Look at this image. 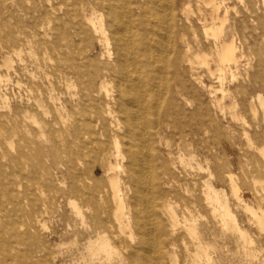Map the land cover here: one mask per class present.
I'll return each instance as SVG.
<instances>
[{"label":"rangeland","instance_id":"374dc122","mask_svg":"<svg viewBox=\"0 0 264 264\" xmlns=\"http://www.w3.org/2000/svg\"><path fill=\"white\" fill-rule=\"evenodd\" d=\"M106 1L0 0V264H101L87 248L99 232H107L119 253L113 264L138 246L136 231H119L114 218L109 178L121 176L115 165L123 164L110 155L115 133L105 92L113 84L103 74L106 46L88 25L101 15L108 27ZM255 1L261 16L242 19L246 58L239 72L232 68L234 76H225L224 92L215 93L217 75L175 67L170 55L167 74L144 82L140 110L152 138V192L158 196L162 188L179 211L190 207L201 227L211 220L212 256L223 264H264V233L237 203L227 178L264 213V114L256 100L264 98V67L246 66L254 53L264 61V0ZM182 5L196 11L197 2L174 0L171 28L191 42L194 27L185 23ZM145 11L131 16L140 46L164 28L157 3ZM207 179L226 193L249 243L201 207ZM153 232V242L166 251L171 239L165 223L157 222ZM183 235L172 238L175 255L165 264H183Z\"/></svg>","mask_w":264,"mask_h":264},{"label":"bare ground","instance_id":"6f19581e","mask_svg":"<svg viewBox=\"0 0 264 264\" xmlns=\"http://www.w3.org/2000/svg\"><path fill=\"white\" fill-rule=\"evenodd\" d=\"M196 2V11L183 5L181 9V14L185 16V23L194 27V38L191 42L186 40L181 31H177V33L181 32L179 37L172 31L171 23L175 20L174 0H107L102 7L108 27H105L101 15L98 19L99 23H95L92 19L88 20V25L106 46L107 61L103 74L113 84V91L106 90L103 83L101 87L106 90L108 114L112 119L115 133L114 150L116 151L110 155H114L117 162L120 161L123 164V166L114 164L121 168V176L109 178L111 196L115 205L114 218L119 231L128 229L130 232L136 231L139 236L138 246L128 256L123 255L118 259L121 264H165L167 257L175 255L172 251L176 245L172 238L178 236L180 232L184 234L182 245L186 253L183 264H223L221 259H215L212 256L215 248L213 244H210L207 236L211 220L205 221L206 228L201 227L198 223V214L195 215L190 207L179 211L178 206L175 208L174 203L166 198L162 188L158 196L152 192V161L150 159L152 138L148 133L146 120L140 116L141 107L146 106V100L143 99L144 82L148 79L157 81L167 74V61L170 55H173L175 67H181L187 71L186 66H188L194 72H207L211 77L217 75L221 88L215 89V93L224 92L222 85L227 73L234 76L231 69L236 68L239 72L242 63L245 62L246 38L241 31V23L243 18L254 19L261 16L258 14L261 10L258 2L249 0L247 5L245 0H196ZM153 3H157L159 11L155 15L158 14V17L160 15L164 28L161 29L158 38L147 36L143 46H140L138 45L140 38L136 36L131 16L134 13L139 14L137 16H143L147 5ZM232 3L235 4L232 5ZM232 13L233 22L230 23ZM252 22L254 23L255 20ZM258 29L254 27V30ZM5 63L7 64L8 60ZM252 63L258 67H264L262 56L256 53L246 61V66L249 67ZM3 81L5 79L0 75V82ZM196 81L198 83L199 79ZM256 100L264 114L263 96L258 95ZM252 110H254L253 106ZM1 128L0 126V137H3L4 132ZM0 162L4 163L3 157H0ZM1 169L2 166L0 175H2ZM227 178L231 182V190L237 203L253 218L260 232L264 233L263 211L258 212L261 209L258 208L257 211L246 203L238 186L234 183V178L232 176ZM200 205L210 213L212 221L221 220L224 228H231L246 242H250L247 232L236 223L226 193L223 190H216L208 179L203 182ZM76 207L74 206L75 212L81 215L80 209ZM94 219L99 220V217L95 216ZM0 221L2 222L1 216ZM157 222L165 223L168 238L171 239L168 249L163 252L160 251L159 244H155L152 239ZM95 228L97 230L98 226ZM185 236L188 240H185ZM87 248L92 252L94 259L100 260L101 264L105 261L115 263L111 262L112 258L119 254L111 244L107 232H99L97 239L89 241Z\"/></svg>","mask_w":264,"mask_h":264}]
</instances>
